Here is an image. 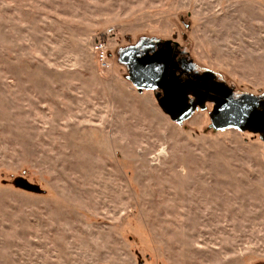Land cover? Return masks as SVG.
<instances>
[{"label": "rangeland", "instance_id": "374dc122", "mask_svg": "<svg viewBox=\"0 0 264 264\" xmlns=\"http://www.w3.org/2000/svg\"><path fill=\"white\" fill-rule=\"evenodd\" d=\"M143 39L264 92V0H0V264H264V141L173 121L119 60Z\"/></svg>", "mask_w": 264, "mask_h": 264}, {"label": "water", "instance_id": "95a60500", "mask_svg": "<svg viewBox=\"0 0 264 264\" xmlns=\"http://www.w3.org/2000/svg\"><path fill=\"white\" fill-rule=\"evenodd\" d=\"M175 44L179 46L177 42ZM158 45H162L158 50H144L143 54L140 51L142 47L131 46L121 51L119 60L127 65L129 79L134 86L140 92L145 89L154 91L162 110L173 121L182 123L188 120L198 106H203L209 99L215 102L209 113L214 129L234 127L244 132L264 133V109H259V96L248 92L235 96L234 89L224 82L210 83L209 77L214 73L209 70L201 76L191 74L184 79L176 73L175 46H171L170 42H158ZM190 69H194L193 63ZM191 95L197 97V101L191 100ZM261 139L264 141L262 135ZM14 184L26 191L42 192L38 184L25 177L20 176Z\"/></svg>", "mask_w": 264, "mask_h": 264}, {"label": "flooded vegetation", "instance_id": "af4514ba", "mask_svg": "<svg viewBox=\"0 0 264 264\" xmlns=\"http://www.w3.org/2000/svg\"><path fill=\"white\" fill-rule=\"evenodd\" d=\"M158 42H163V43L164 42H170L171 46H173V47L175 46V49H174L175 52H176L175 60H176V64H177L176 73L181 75L184 79H187V77H189L191 74H196L198 76H201V74H204L205 71H207V70H203V69L199 70L197 68V66L195 65L194 61L192 62L194 64V69L191 71L190 66L192 64L191 63L192 58H190V56H189V51L187 50V48H185L181 44H179V46H176V44H175L176 41L175 40L171 41V40H161V39H152V40L143 39V41L141 43H139L138 45H133V47H137V48L142 47V49H140V51H141V54H143L144 50H149L150 51L153 48L158 50V48L163 45V44L162 45H158ZM123 50H125V49H123ZM123 50H121V51H123ZM121 51H120V53H121ZM212 77H209V82L210 83L211 82L212 83H216V81H217V82H224L226 85H228L219 75L214 73V76H212ZM228 86L232 87L234 89L235 96H239L241 94H244V93L236 92L235 88L232 85H228ZM208 95L214 96L215 94L214 93H208ZM208 95H207V98H208ZM256 96H259V99H260L259 109L263 110L264 109V92H261V93H259ZM190 98L193 101H197V99H198L194 95H191ZM208 105L212 106V108H211V110H212L214 105H215V102L212 101V100L207 99V101L203 104V106L199 105L197 109L206 108ZM256 135H258L260 137V139H261V135L264 137V133L256 134Z\"/></svg>", "mask_w": 264, "mask_h": 264}, {"label": "built area", "instance_id": "2783aa9c", "mask_svg": "<svg viewBox=\"0 0 264 264\" xmlns=\"http://www.w3.org/2000/svg\"><path fill=\"white\" fill-rule=\"evenodd\" d=\"M95 46H96V50H97L98 60H100V62H102V64L108 65L107 60H106L108 46H106V44L103 41H100Z\"/></svg>", "mask_w": 264, "mask_h": 264}]
</instances>
